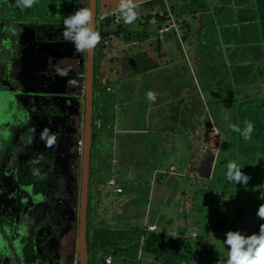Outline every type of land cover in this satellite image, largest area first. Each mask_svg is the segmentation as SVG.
<instances>
[{"label": "rangeland", "instance_id": "rangeland-1", "mask_svg": "<svg viewBox=\"0 0 264 264\" xmlns=\"http://www.w3.org/2000/svg\"><path fill=\"white\" fill-rule=\"evenodd\" d=\"M233 1L242 4V0H136L138 18L131 25L125 24L121 14L117 11L118 0L97 1V25L103 24L100 30L108 29L112 31L116 29L118 25L116 19H119V26L128 33L135 35V39L123 40L122 36L116 37L115 41H112L106 48L108 53L114 56L113 60L109 63H106V60L100 63L99 81L104 79L109 84L106 85L105 83L102 89L98 90L100 92L97 96V107L94 115L99 113L100 117L96 120L98 121V125H96L98 135L95 136L93 146L96 145L105 162H110V159L114 157L111 156L114 152L109 151L112 138L111 135L105 136L103 133L107 129L108 131L111 130L110 127L114 125L126 129H130V127L143 128V126L140 127L143 119L138 116L141 115L144 101L138 100L136 102V110L132 108L131 103L124 102L125 99H129L131 96L129 90L134 80L137 84V91L156 93L155 101L163 113L158 124L169 128L175 121L173 128H176V130L170 131L173 135H164L162 138V135L155 134L154 131L149 129H144V132L132 131L118 135L116 147L119 150L117 151L126 149V143H128L126 138L133 142L132 148L127 150V155L124 157L123 169L120 168V178H124L121 180L122 194L116 193V190L111 185L106 184L105 180H100L102 175L99 176V167L101 168V166L96 164V158L92 160L93 164L89 165V169L91 168L90 173L93 178L91 186L95 189L97 187L100 199L95 210V220L99 225L109 226L110 228L142 226L148 229L147 226L153 224L150 223L153 221L157 226L154 230H166L171 236L178 237L180 236L179 233L189 229L192 231L190 236L195 237V232L191 229L198 221L196 220V214L199 211H195L197 206L203 209V201L201 200L202 198L203 200L206 199V187L208 186V177L194 174L206 162L205 158L200 155L202 154L201 150L205 149L207 155L208 153L212 154L213 146L212 156H215L217 149L221 148L223 143L225 144L224 140L232 136V132L226 129L227 123L232 122L231 116L226 115L225 121L230 119L229 122H226L223 127H218L217 124L222 122V115L210 112V99L216 93H219L217 92L218 89L226 96L228 95L227 89L232 91L230 95H234L235 100L231 102V111H234L236 117L249 103L256 109L259 106V100L264 99V80L259 70H255L256 81H241L239 80V70L237 72L231 69L227 71L225 56H227L228 49L232 52L229 54V58L234 59L236 57L237 59L240 57L248 59L253 54L252 50L254 52L258 51L257 48L251 47V45L246 46V44L251 43L252 38L247 36L249 33L244 36L241 33V25H237L240 22L243 27L245 21H237L231 16L230 20L234 19V21H230V23L224 21L221 27L215 28L212 25L195 30L196 22H208L205 11L212 13L216 9L215 14L221 17L231 14L230 9L224 7L235 3ZM245 2L247 0H244ZM237 5L239 7L238 3ZM23 8L18 0L0 2V27L5 31L10 30V32H5L7 36L5 44L0 36V66L5 64V66L18 67L19 63L12 57H20L19 59H23V67L18 76L27 89L33 92L38 91L41 94L55 92L57 88L63 91L66 87L61 84V81H64L66 77L55 72L57 68L56 61L60 62L59 59L68 54L67 47L65 46V49H63L59 46L61 42H55L50 46V43L46 40L49 38V31H46L38 45H34L38 41V35L36 34L37 31L36 33L33 31L32 26H40V23L28 18L29 13L25 12ZM155 13L166 14L165 22L157 21L154 17ZM252 13L254 16L257 14L255 7L252 8ZM38 17V15H35V18ZM45 17H49V15ZM243 18H246V14ZM212 19H214V16H212ZM253 20L256 21L255 18ZM43 24L49 27V19L45 18ZM187 24L190 29H187ZM160 26L161 28H159ZM224 26L225 29H223ZM163 28L168 29L164 30ZM184 31L191 32V34L188 39L182 40L181 36ZM157 39L159 44H157ZM24 40L28 43L25 53L21 50ZM8 42L11 45H8ZM235 43L240 44V48L236 49L240 52L234 49ZM71 46L74 48L72 43ZM246 48L247 50L251 48V51L245 55ZM51 50L53 53L49 55ZM80 54H84V52ZM49 57H53L51 58V68ZM140 67L144 68V71L135 76L133 72ZM110 69L111 71H109ZM3 80L17 81L14 75L11 78H2L0 68V81ZM76 85L74 87L77 88ZM79 89L83 92L82 85ZM94 91L97 94V89ZM187 94L193 96L187 97L186 105L180 106L183 112L187 110L189 103L197 104V99L202 101V104L199 105V112L202 113L199 117L200 121L196 118V122L202 125L200 134L196 127L187 130L181 121L182 118L178 117L177 112H174L175 105L173 102ZM194 95H199V97H194ZM69 100V98L61 97L60 101L69 109V113L82 111V99L80 97L79 99L72 98L70 104ZM206 108H208L207 113L209 116H206ZM171 115L174 116L171 117ZM209 122L212 123L214 129L207 128ZM238 122L239 120H237ZM187 124H192V121H188ZM58 126V121L43 126L42 130L39 131L38 142L44 149H54L61 153L66 152L68 159H72L68 163L63 160L61 164L65 166L68 189H73L76 186L74 179H77L78 170H80L77 164V155L80 154L81 150L78 147L76 151L71 150L74 143L71 144L70 141H65L67 136L65 133L62 134L59 140L57 139L59 136H57ZM45 129L49 130L50 136H55V143L51 147L47 146L46 140L41 139V133ZM192 140H198L195 148H193ZM261 145L263 146L264 142ZM97 148H94V150ZM241 148L245 149V146L241 145ZM160 153L164 156L161 160L162 164L158 166V170L154 173L156 157ZM144 155L147 156L146 161L143 158ZM243 155L245 157V151H243ZM239 156L242 157L240 154ZM114 158L116 160V157ZM193 158L194 161L189 163ZM258 158L264 161V151L259 152ZM147 163L150 166H147ZM72 165H76V167L73 168ZM117 167L120 166L117 165ZM255 167L256 165L253 166V168ZM172 169L173 171H171ZM117 173L116 168H113L111 175L115 177ZM194 176H197V181ZM102 177L104 178V176ZM95 179L97 182H94ZM226 185L229 184L226 183ZM249 185L255 188L257 183ZM6 187L8 189V186ZM238 191L240 192V190ZM6 192L7 195L5 192H0V207L6 204L7 197L11 194L10 189ZM260 194L264 197V193ZM31 195L30 188L24 189L19 199L20 205L25 204L24 209L32 205L29 201ZM254 195H256L254 190L250 192L243 191L239 193L238 197L244 202L245 198ZM253 201L248 204L241 222L238 221L237 212H232L237 206L234 208L233 205H229L227 209L230 211H221L227 216L225 218L227 219V226L224 227L225 229H220L219 226L210 229L205 236L206 245L218 248L221 253L227 255L228 246L223 244L222 248L219 247L220 241L226 239V237L221 236H225L228 228L235 227L236 230H240L247 235L258 233L259 226L264 223V220H260L256 216L259 204H257V199L254 198ZM58 205L57 209L60 212H58L59 215L56 220L64 216L63 218H66L68 222L69 220H75L77 226V216L67 207L69 206L68 202L58 201ZM18 207L20 208V206L16 208L18 209ZM93 207L95 209L94 205ZM222 209L225 208L222 207ZM191 210H194V212ZM201 211L203 214V210ZM46 212L48 211L44 212L45 215ZM232 221H236L235 226H232ZM69 225L64 224L59 229L64 233L69 230ZM45 229L46 232L42 233V237L46 235L45 238L47 239L41 240L40 247L46 246L48 256L47 261L43 264H76L77 259L74 261L75 259L66 258L63 262H60L61 256L57 247V236L54 234L53 229L47 227ZM197 230L196 228V232ZM204 247L200 245V248L203 249ZM75 257L77 258V252ZM98 260V257H96L95 262ZM149 260H152V257L146 259L148 263H150Z\"/></svg>", "mask_w": 264, "mask_h": 264}, {"label": "trees", "instance_id": "trees-1", "mask_svg": "<svg viewBox=\"0 0 264 264\" xmlns=\"http://www.w3.org/2000/svg\"><path fill=\"white\" fill-rule=\"evenodd\" d=\"M235 3L231 5L228 4V6L224 7H228L231 13L226 14L224 17L216 15V9L212 13L210 11H205L204 13L207 14L206 20L208 22H196L195 30L198 28L210 27L212 25L215 28L221 27L224 21L230 23V21H234V19H237V21L244 20L243 27L240 22L237 25H241V33L244 36L249 33L250 35L248 34L247 36L252 38L251 43L246 44V46L251 45V47L257 48L258 51L254 52L252 50L253 54H251L248 59L243 57L239 59L236 57V59H234L229 58V54L232 52L228 49L226 53L227 56H225L227 71L231 69L237 72L239 70V80L241 81H256L255 70L257 69L264 80V0H247L245 3L244 0H242V4L239 2ZM36 6L37 5H33V8L30 7L31 9L28 7L23 8L25 12L29 10L28 15L30 16L27 15L28 18L40 23V26H32L33 31H35V33L37 31L36 34L38 35L37 43L34 44V42H32V44L38 45L39 42L42 41L41 38L44 37L46 31H49V38L46 39L50 43L49 45L51 46L55 42H61L59 46L63 49H65L64 47L66 46L68 51V54L65 55L64 58L59 59L60 62L56 61V67L69 69V71L68 75L65 76L66 79L61 81V84L66 87L63 90L64 92L61 91L60 88H57L55 92L41 94L38 91L33 92L27 89L24 82L19 78L18 73L22 71L23 67L22 58L12 57L19 63L18 67L11 65L5 66V64L0 66L2 78H11V76L14 75L17 80L0 81V192H5L7 195L6 191H9V189L11 190L10 196L7 197L6 204L0 207V264H43L47 261V248L46 246L40 247L41 240L47 239L45 238L46 235L42 237V233L46 232V227L53 229V232H55L54 234L57 236V247L59 248L61 256L60 262H63L66 258L70 260L75 259L74 261L77 259L75 257L77 252L76 221L69 220L68 222L66 218H63L64 216L60 217L58 220H56V218H58V212H60L59 209H57V207H59L58 201H67L69 204L67 207L73 211L72 213H74V215L78 216L80 172L78 170L77 179H74L76 186L73 189H68L65 166L61 163L63 160L67 163L71 162L72 159H68L66 152L61 153L54 149H44L38 142V135L43 126L58 121L59 131H57V136H59L57 139L59 140L62 134L65 133L67 135L65 141H70L71 144L74 143L71 150L76 151V148H79L76 142L81 140L82 136L81 122L83 121V110L78 111L79 113L76 111L75 113H69V109L60 101L61 97L69 98V104L72 98L79 99L80 97L83 99L79 87L83 85L84 65L82 63L84 62V55L77 53L75 48L71 46V42L65 41L63 37V19L54 15L48 18L43 14H37L39 16L38 18L32 17V13ZM82 7H86V4ZM253 7L257 9V14L255 16L252 13ZM244 14H246V18H243ZM212 16H214V19H212ZM231 16L234 17L233 20H230L232 18ZM44 17L49 19V27L44 26ZM154 17L157 21H164L166 14L155 13ZM257 17H259L258 20ZM96 18L98 19V13ZM254 18L256 21L253 20ZM102 26L103 24L97 25L96 23L95 27V30L101 35V42L94 49L93 115L96 113L97 96L100 92L98 90L102 89L105 83L106 85L109 84L108 81H104V79L103 81H99L100 63L104 60L107 61L106 63H109L114 58V56L106 50L107 46H109L112 41H115L116 37L122 36L123 40L135 39V35L125 31L124 28L119 26V23L116 29L112 31L108 29L101 31L100 29ZM186 27L190 29L188 24ZM225 28L224 26L223 29ZM5 32H10V30H0L3 43L7 41ZM190 34L191 32L188 33L184 31L181 39H188ZM27 44L28 43L24 40L21 45V50L24 53ZM157 44H159L158 39ZM235 44L236 47L232 45L235 50L240 48V44ZM8 45H11V43L8 42ZM249 51H251V48L249 50L246 48L244 54H248ZM52 53L53 51H51L49 55ZM51 58L53 57H49L50 68L52 63ZM111 69L109 71H111ZM135 70L133 74L136 76L143 72L144 68L140 67ZM55 73L57 74V71ZM70 80L76 83L70 85L68 83ZM134 81L129 90L131 96L129 99H125L124 102L131 103L132 108L136 110V102H138V100L144 101L143 110L141 115L138 116L143 119V123L140 124V127L143 126V129H140L141 132H144V129H149L154 131L155 134L162 135L161 138L164 135H170V131L176 130V128H173V126H175V121L169 128L159 125L158 123L163 114L160 107H158L156 101L152 102L147 98V93L137 91V84ZM75 84H77V88L74 87ZM95 89L98 91L97 94H95ZM227 90V96L218 89L217 92L220 94L216 93L214 97H211V101L209 100V105L211 103L210 112L222 115V122L221 124H217L218 127H223L226 122L232 119V122L226 125V129L232 132V136L224 140L225 144L223 143L221 145L222 147L217 149L215 156H212L213 146L212 154L208 153L207 155L205 149L201 150L202 154L200 155L205 158L206 162L202 164L201 169L198 168L197 170L199 171H196L194 174L208 177V186L206 187V199L203 200L202 198L201 200L203 201V209L197 206V210L195 211H199V213L196 214V220L198 221L191 227L195 232V237L190 236L192 231L189 229L183 231L185 233H179L180 236L173 237L166 230L162 229L148 231L146 227L142 226L110 228L109 226L99 225L95 220V210L96 204L100 199L98 197L97 187L95 189L91 186L93 178L90 173V168L86 212L88 264H226L227 255L221 253L218 248H213V246L208 247V245H206L205 236L210 229L216 226H219L218 228L220 229L227 226V219H225L227 216L225 213H221V211H230L227 209L229 205H233L234 208L237 206L232 212H237L236 216L238 217V221L241 222L245 216V210H247L248 204L254 202V198L257 199V204L260 205L264 203V200L259 199V197H263L260 193H264V161L258 158L259 152L264 151V145H261V143L264 142V99L259 100V106L256 109L249 103L248 106L242 109L238 117H236L234 111H231V102L234 101L235 98L234 95H230L232 91L229 89ZM192 96L193 95L187 94L179 98L176 102H173L175 105L174 112H177L176 114H178V117L182 118L181 121L187 130L196 127L200 134L202 132V125L196 122V118L199 120L202 114L199 112V105L202 104L201 99H197V104L193 102L189 103L185 112L181 111L180 107L186 105L187 97L190 98ZM195 96L199 97V95H194V97ZM221 110L222 112H220ZM207 111L208 108H206V113ZM226 115L231 116L227 121H225ZM173 116L174 115H171V117ZM206 116H209V114L207 113ZM206 116L204 117L207 118ZM99 117V113L92 117L93 130L92 146L89 151V165L93 164L92 160L97 158L96 149L94 150V148L97 147L96 145L93 146V142L95 136L98 135L96 120H98ZM237 120H239L238 123ZM245 120L251 121L254 126L251 139L247 141L243 139L240 133L233 132L229 127L230 124H239L240 128L243 130ZM188 121H192V124H187ZM197 124L199 125L198 127ZM207 128L214 129L211 122L207 123ZM192 144H194L193 148H195L198 144V140H192ZM241 145H244L245 149H242ZM243 151H245V157ZM239 154L242 156L241 158ZM80 156V154L77 155V164L79 167ZM163 157L161 153L159 156L157 155L154 173L158 170V166L162 164L161 160H163ZM143 158L146 161L147 156L144 155ZM193 161L194 158L189 163ZM230 161H235L242 168V172L250 176L247 186L236 184L235 181H230L229 183L226 178V173L227 165ZM255 165L256 167L253 168ZM147 166H150V164L147 163ZM72 167L74 168L76 165H72ZM100 169H108L109 171V173H107L109 176H104V178L100 176L101 172L99 171L100 180H105L107 184L110 179H113V176L110 175L111 172L113 173V170L108 168V166L104 168L101 167L99 170ZM116 171H119L118 167ZM171 171H173V169ZM194 177L197 181V176ZM94 182H97V180ZM226 183L229 185H226ZM251 183H257V186L253 188L249 185ZM113 185H117L121 189L120 192L116 193H123L122 182L116 179ZM6 186H8V189ZM26 188L31 189L32 195L29 201L32 205L24 209L25 204L20 205L19 199ZM238 190H240V192H250L254 190L256 195L247 199L245 198L243 202L241 198L238 197L240 193ZM17 206H20V208L18 207L17 209ZM222 207L225 209H222ZM194 210L191 211L194 212ZM201 210H203V214ZM45 211H48L46 215L44 213ZM150 223L155 224L153 221ZM64 224L71 225H69V230L62 233L59 227H63ZM231 224L235 226L236 221H232ZM198 225L201 226V228H199ZM196 228L198 229L197 232ZM227 230H236V228L230 227ZM221 237H226V235ZM223 244V240L220 241L219 248H222ZM200 245L205 247L202 249ZM107 255H111L112 257L110 263L105 262V257ZM96 257H98L99 260L95 262ZM151 257L152 260H149L150 263H148L146 259ZM76 264H78L77 261Z\"/></svg>", "mask_w": 264, "mask_h": 264}, {"label": "clouds", "instance_id": "clouds-1", "mask_svg": "<svg viewBox=\"0 0 264 264\" xmlns=\"http://www.w3.org/2000/svg\"><path fill=\"white\" fill-rule=\"evenodd\" d=\"M18 3L23 7L30 8L36 3V0H18ZM136 9V0H118L117 11H119V13L121 14V18L123 19V22L125 24L131 25L137 20L138 13ZM118 23L119 19H116V24ZM63 25V37L65 41L71 42L74 45L75 51L77 53L94 50L96 46L101 42L100 33L93 27V12L88 7L78 8L75 12L65 16L63 18ZM159 28H161V26ZM56 71L60 76H67L69 69H61L57 67ZM68 83L72 85L75 83V81L70 80ZM147 98L150 101L155 102L156 93L149 91L147 93ZM96 125H98V121H96ZM244 125L245 126L243 130L240 128L239 124H230L229 127L233 132L240 133L243 139L247 141L251 139V134L254 130V126L249 120H245ZM41 139L46 140L47 146L49 147H51L55 143V136H50L48 129H45L41 133ZM78 142L81 143L78 144ZM76 143L81 150L82 136L81 140L77 141ZM226 178L228 181H235L236 184H241L244 186H247L248 181L250 180V176L243 173L242 168L235 161H230L228 163ZM108 185H111L113 189L118 187L117 185L113 184ZM259 199L264 200V197H259ZM256 216L260 220H264V203H261L259 205L256 211ZM149 231L152 230L149 229ZM225 235L226 239L223 240V243L224 245L228 246L226 264H264V223L260 224L258 233L247 235L242 233L240 230H229Z\"/></svg>", "mask_w": 264, "mask_h": 264}, {"label": "water", "instance_id": "water-1", "mask_svg": "<svg viewBox=\"0 0 264 264\" xmlns=\"http://www.w3.org/2000/svg\"><path fill=\"white\" fill-rule=\"evenodd\" d=\"M86 7L93 12V27L96 26V0H87ZM93 65L94 50L85 52L84 81H83V121H82V147L80 158V189L77 216V262L78 264H88V252L86 241V212L88 198L89 174V154L92 142V116H93Z\"/></svg>", "mask_w": 264, "mask_h": 264}, {"label": "crops", "instance_id": "crops-1", "mask_svg": "<svg viewBox=\"0 0 264 264\" xmlns=\"http://www.w3.org/2000/svg\"><path fill=\"white\" fill-rule=\"evenodd\" d=\"M110 129L111 130H109V131L107 129L106 132H104L103 134H105V136L111 135V138H112V140H111V149L109 151L110 152H112V151L114 152V154L111 155V156L116 157V160H115L114 157H112L110 159V162H105V160L103 159L102 153L98 152L99 149H96L95 152L97 154V158H96L97 159V165L101 166L102 168L108 166V168H111L112 170H113V168H117V165H119L120 167H119L118 174H116L115 177H113V179H114V181L116 179H118L119 182H121V180L124 179V178H120V171H121L120 168L123 169V165L125 164L124 163V157H125V155H127V152H128L127 150L129 148H132L133 142H131L132 140H128L126 138V142L128 141V143H126V149L117 151V150H119L116 147V141L118 140V135L119 134L129 133V132H132V131H140L141 132L140 129H143V128L136 129V128L130 127V129H126V128H123V127L118 128V127H116V125H114L113 127L111 126ZM171 135H173V134L171 133ZM99 171L101 172L102 176H109V174H107V173H109L108 169L107 170L100 169Z\"/></svg>", "mask_w": 264, "mask_h": 264}, {"label": "flooded vegetation", "instance_id": "flooded-vegetation-1", "mask_svg": "<svg viewBox=\"0 0 264 264\" xmlns=\"http://www.w3.org/2000/svg\"><path fill=\"white\" fill-rule=\"evenodd\" d=\"M2 1H4V0H0V2H2ZM86 1L87 0H36V3L34 4V6L35 5H37V6H36V8H34L35 10L32 13V17H35V15L42 13L44 16L49 15V17H50L51 15H54L58 18L63 19L65 16L75 12L78 8H81L84 4H87ZM97 1L98 0H96V2ZM32 8H33V6H32ZM27 11L29 13V10H27ZM96 15H97V8H96ZM97 20L98 19L96 18L95 19L96 23H97ZM83 55H84V62L83 63L79 62V63H82L84 65V63H85V52ZM83 81H84V79H83ZM80 165H81V163H80Z\"/></svg>", "mask_w": 264, "mask_h": 264}, {"label": "built area", "instance_id": "built-area-1", "mask_svg": "<svg viewBox=\"0 0 264 264\" xmlns=\"http://www.w3.org/2000/svg\"><path fill=\"white\" fill-rule=\"evenodd\" d=\"M164 30H165V28H164ZM81 142H78V144H80ZM108 184H114V181L113 180H109L108 181ZM114 190H116V192H120V188L119 187H116ZM155 227H156V225L155 224H152V225H148V229H150V230H153V229H155ZM112 261V257H111V255H107L106 257H105V262L106 263H110Z\"/></svg>", "mask_w": 264, "mask_h": 264}]
</instances>
